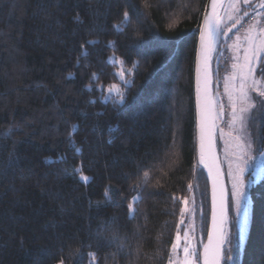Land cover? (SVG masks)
<instances>
[{"label": "trees", "instance_id": "trees-1", "mask_svg": "<svg viewBox=\"0 0 264 264\" xmlns=\"http://www.w3.org/2000/svg\"><path fill=\"white\" fill-rule=\"evenodd\" d=\"M205 2L0 0V264H166L191 192L200 252L209 197L193 68ZM252 118L261 143L264 114ZM248 195L244 242L224 235L220 264H264V162Z\"/></svg>", "mask_w": 264, "mask_h": 264}, {"label": "rangeland", "instance_id": "rangeland-1", "mask_svg": "<svg viewBox=\"0 0 264 264\" xmlns=\"http://www.w3.org/2000/svg\"><path fill=\"white\" fill-rule=\"evenodd\" d=\"M223 11L219 37L224 45L219 49L222 59L218 57L217 63L225 61L226 66L223 72L216 74L214 101L217 118L223 124L218 146L228 188L225 244L230 246L236 237L242 246L249 225V188L263 175L264 139L261 143L254 141L249 126L252 125L251 120L254 121L252 115L261 120L264 114V95H261L264 83L255 73L257 63L264 55V0H228ZM229 33L232 34L228 38ZM238 170H242L238 180L243 191V196L239 197V208L237 198L233 196L236 191L233 183L237 182ZM197 223V203L191 192L183 205L166 264H182L185 247L189 248L192 264H199ZM177 234L180 240L173 247ZM225 249L229 250L227 246Z\"/></svg>", "mask_w": 264, "mask_h": 264}, {"label": "water", "instance_id": "water-1", "mask_svg": "<svg viewBox=\"0 0 264 264\" xmlns=\"http://www.w3.org/2000/svg\"><path fill=\"white\" fill-rule=\"evenodd\" d=\"M227 0H206L196 43L193 68V100L195 114V157L202 168L208 187L209 214L204 243L199 252L203 264L204 246L209 243L212 233L211 251L218 252L217 264L222 258L225 226L228 214V190L224 172L216 147L215 111L212 92L211 56L215 47L221 16ZM207 82V84H206ZM203 156V162L201 157ZM216 191V221L212 219V193Z\"/></svg>", "mask_w": 264, "mask_h": 264}, {"label": "snow or ice", "instance_id": "snow-or-ice-1", "mask_svg": "<svg viewBox=\"0 0 264 264\" xmlns=\"http://www.w3.org/2000/svg\"><path fill=\"white\" fill-rule=\"evenodd\" d=\"M213 4H215V0H213ZM126 18H127V14H126ZM262 32H264V29H262ZM88 43L93 44L95 42L89 41ZM257 51H259V50H257ZM262 64H264V60H262ZM251 70H252V68L249 67L248 71L251 72ZM262 72H264V67H262ZM116 75H119V74H116ZM125 83H127V82H125ZM206 84H207V82H206ZM261 95H264V92H262ZM77 151H79V150H77ZM201 160L203 162V156L201 157ZM240 171H242V170H238V172H237V182L233 183V188L236 190L233 192V196L237 198V208H239L241 206L239 197L243 196L242 183H240L238 180ZM129 207L131 209V205ZM130 215H131V212H130ZM212 219H213V223L215 224V221H216V191H215V189H213V193H212ZM208 239H209L208 245L204 246L203 264H217L218 252L211 251V253H210V249L212 248V233L211 232L209 233ZM179 240H180V237H179V234H177L176 242H174L173 247L177 246ZM184 253H185V257H184L182 264H192V261L189 260V248L188 247L184 248Z\"/></svg>", "mask_w": 264, "mask_h": 264}]
</instances>
